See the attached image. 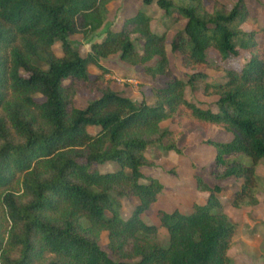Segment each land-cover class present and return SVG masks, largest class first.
<instances>
[{"label": "trees", "instance_id": "obj_1", "mask_svg": "<svg viewBox=\"0 0 264 264\" xmlns=\"http://www.w3.org/2000/svg\"><path fill=\"white\" fill-rule=\"evenodd\" d=\"M112 0H0V264H232L227 251L236 223L222 210L223 189L194 173L205 203L188 213L156 211L159 225L141 214L166 187L142 168L154 164L146 151L158 147L183 154L184 127L208 131L218 126L228 141L205 139L215 150L210 173L233 178L234 207L258 203L255 168L264 158V26L247 22L245 0L226 9L217 0H141L142 7L118 28L106 29L81 55L70 36L84 37L103 26ZM177 21L171 40L186 80L170 77L165 35L151 29L144 6L152 3ZM61 44V56L53 51ZM222 60L246 52L240 68L225 69L221 82H209L208 50ZM119 54L151 77L167 76L154 87L153 104L123 96L103 79L101 59ZM101 73L91 74L88 65ZM68 80L67 84L64 81ZM203 81V93L217 95V110L186 99L184 89ZM97 97L85 108L73 105L78 89ZM40 94L41 99L35 95ZM170 121L171 127L162 125ZM88 127L97 129L94 134ZM115 162L118 168L100 171ZM20 176L21 193L8 190ZM136 197L129 217L120 198ZM1 222V221H0ZM168 232V243L158 237ZM107 233L106 247L99 243Z\"/></svg>", "mask_w": 264, "mask_h": 264}, {"label": "rangeland", "instance_id": "obj_2", "mask_svg": "<svg viewBox=\"0 0 264 264\" xmlns=\"http://www.w3.org/2000/svg\"><path fill=\"white\" fill-rule=\"evenodd\" d=\"M219 3L223 4L226 9H230L237 0H217ZM209 2V0H208ZM247 9L249 11L247 22L242 25V28L249 29L252 23H257L258 25L264 26V0H245ZM109 7L107 19L104 23V26L107 28H118L125 17L131 16L134 14L138 8L142 7L141 0H112L108 3ZM148 15L151 16V29L158 33H164L166 43H165V51L168 58L169 64V74L170 77H179L186 80L191 73V70L184 68L180 64V55L176 52L172 51L171 48V40L174 36L182 31L184 21L183 20H175L173 16L167 15L162 9H160L156 3H152L150 5L144 6ZM260 17L261 20H260ZM91 35V34H90ZM81 33H76L70 36L72 40V46L79 51L81 55H85L88 51L87 45V38H82ZM83 39V40H81ZM90 45V41H88ZM90 47V46H89ZM53 51L57 56H61V44L60 42H56L53 45ZM208 61L209 67L205 69V72L209 75L208 81L209 82H221L225 79L226 72L225 69L228 68H240L243 63V58L246 57L247 53L242 51L239 56H229L227 59L222 60L217 53L216 50L210 48L208 50ZM103 61V60H102ZM102 65L108 70V73L103 75V79L109 80L110 86L115 91L121 93L123 96L129 97L135 101H140L144 99L149 104H153L155 101V96L153 93V88L164 84L168 77L157 75L155 77H151L147 73L144 72L141 66H133L125 61L121 60L119 54L116 53L115 55L106 58ZM89 72L91 74H98L101 71L96 66H90ZM106 75V76H105ZM69 81L65 80L64 84H67ZM203 89V81L196 80L192 86L188 85L184 89V94L186 99L192 101L196 105L202 108H209L213 111L217 110L216 100L217 95H206L202 91ZM98 95L96 94H89L86 88L78 89L74 96H73V105L78 108H85L87 104L96 98ZM36 98L41 99L42 96L40 94L35 95ZM162 125H168L171 127H175V125H171L170 121H164ZM218 126H210L208 131H203L200 127L195 125H188L184 127L186 131V135L183 138V141L189 146L185 153L178 154L175 152H170L171 155L174 157H168V152L158 148V147H151L148 151H146V157L149 160H153L155 163L151 165H147L142 168L143 174L145 177H150L151 172H153V168L157 167L155 165L158 160H160L162 154H165V158L161 161V168H164L163 171H167L166 169L171 166L169 161H180L183 160L186 156L188 158L186 163L180 164L181 173L180 175H184L187 173L189 174V164L190 160L193 161L194 164L197 162L192 159L191 157V149L190 147L195 145H206L203 144L207 138H211L212 140L217 141H228L224 138V129L220 130L217 128ZM218 129V130H217ZM88 131L91 134H94L97 129L88 127ZM220 131V132H219ZM232 135H230L231 138ZM229 138V139H230ZM191 143V144H190ZM193 145V146H192ZM210 146V145H208ZM211 147V146H210ZM213 148V147H211ZM200 155L207 161L204 166H201V170L204 173H199L201 176L202 174L209 177V172L212 166V162H209V153H201ZM169 160V161H168ZM192 163V164H193ZM198 164V163H197ZM210 165V166H209ZM208 166V167H207ZM207 167V168H206ZM100 171H107V170H114L118 168V165L115 162H106L98 166ZM206 168V169H205ZM174 169V167L172 168ZM170 171V172H169ZM167 171V177L170 178L173 173L169 170ZM198 173V172H195ZM207 173V175H206ZM170 174V175H169ZM255 174L257 176L256 180V194L258 198V203L252 206H241V207H234L232 205V199L234 192L239 187L238 180H234L233 178L227 179L225 181H230L231 184H226L220 186L223 187V192L225 193V203L227 204L230 198L227 197L229 193L231 194V220L236 223V230L234 236L232 238L231 246L228 251V256L232 260V264H264V158H261L255 168ZM165 175V174H164ZM211 177L213 178V183H221L225 181H217L214 179L212 174L210 173ZM194 177V173H193ZM163 178V177H162ZM20 176H17L14 182L10 185L8 190H13L16 193H21L20 187ZM196 181V180H195ZM207 182V181H206ZM6 189L0 188V223L4 227L6 225L4 221V210L2 207V193ZM229 192H228V191ZM120 213L121 215L126 218L129 217L133 208L138 203V199L136 197L131 198H120ZM228 205V204H227ZM223 212H226L224 206L222 205ZM154 212H149L145 218L152 217ZM142 215V214H141ZM142 217V216H141ZM143 219V218H142ZM148 219V218H147ZM146 220V219H145ZM144 220V221H145ZM150 220V219H149ZM150 223L149 221H145ZM156 225H159L157 223ZM166 230L165 227L158 226V237L163 245H166L168 241H164L167 237V234L164 232ZM100 245L105 248L107 243V233L102 231L99 238Z\"/></svg>", "mask_w": 264, "mask_h": 264}, {"label": "crops", "instance_id": "obj_3", "mask_svg": "<svg viewBox=\"0 0 264 264\" xmlns=\"http://www.w3.org/2000/svg\"><path fill=\"white\" fill-rule=\"evenodd\" d=\"M107 7H109V5H107ZM248 13H249V11H248ZM261 18L262 17H260V20H261ZM105 32H106V26H104V24H103V26L101 28H99L97 31L93 32L91 35H88L86 38L88 41H91L93 39H100V38H102V36H104ZM82 38H84V36H82ZM81 40H83V39H81ZM88 41H87V44H83V45H87V48L89 51L90 45H89ZM113 55H115V54H113ZM113 55H110L108 57H111ZM108 57H106V58H108ZM106 58L101 59V64ZM91 65L93 66V64L88 65V71L90 70ZM217 128H219L220 130H223L220 127H217ZM222 132H224L223 136H224L225 140H229L231 133L226 132V131H222ZM189 149H191V154H192L191 157H189V158L198 159V160H195L198 164L197 163L194 164L193 161L190 160V164H189L190 168H189V174L188 175H187V173L184 175H180V173H181V168H180L181 165L180 164L186 163V160L188 159V158H186V156L183 157L184 158L183 160H180L178 162L177 161L173 162V161L168 160L171 163V166L169 168H167L166 170L167 171L171 170L172 171L171 173H173V175H171L170 178L167 177L168 172L167 171L164 172L163 171L164 168H161V161L160 160L165 158V156H164L165 154H162L160 160H158L156 162L155 165H158L157 167H151L154 170H153V172H151L150 177L157 178L166 187V189H163L157 195L156 201L153 202L149 206V208L145 212L142 213L141 216H142L143 220L146 219L150 223L157 224V223H159V220L156 216V211L158 209H163V210L168 211V212H171L174 209H178L179 211H181L183 213H188L191 211L194 203L202 204V203H205L207 201L209 193L206 191H201V190L197 189L196 181H195V178L193 177V173H195V172L204 173V171L201 170L200 167L204 166V164H206L207 161L200 154L205 153V152L209 153L210 158L208 160H209V162H211L214 159L215 150H214V148H211L208 145H204V146L203 145H195V143H194V146L190 147ZM167 152H168V155H167L168 157H170V156L174 157L170 153L172 151H167ZM173 167H174V169H172ZM206 175H207V173H206ZM202 177L209 184L213 183V181H214L210 175V172H209V177H207L203 174H202ZM228 183L231 184V180L221 182L218 184L223 186V185H226ZM225 193H227V192H225ZM225 193L223 192V190H221V192H219V194H218V197H219L222 205L224 206V209L226 211L225 213L231 218V194L229 193V195H227V197L229 196L228 198H230L229 202L227 203L228 205H227L224 201L226 198ZM154 211H155V213L153 214L152 217L148 216L147 217L148 219L144 217L147 214H149V212H154ZM164 232L167 234V237L164 240V241H166V240H168L169 236H168L167 230H164ZM231 242H232V240H231ZM230 246H231V244H230ZM229 249H230V247H229ZM229 249H228V251H229ZM228 251H227V254H229Z\"/></svg>", "mask_w": 264, "mask_h": 264}]
</instances>
